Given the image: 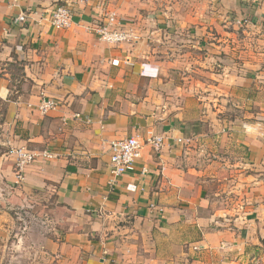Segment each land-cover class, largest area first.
Returning <instances> with one entry per match:
<instances>
[{
  "label": "crops",
  "instance_id": "obj_1",
  "mask_svg": "<svg viewBox=\"0 0 264 264\" xmlns=\"http://www.w3.org/2000/svg\"><path fill=\"white\" fill-rule=\"evenodd\" d=\"M150 135L113 176L110 143ZM14 147L52 157L17 182ZM50 186L68 217L30 264H264V0H0L1 244Z\"/></svg>",
  "mask_w": 264,
  "mask_h": 264
},
{
  "label": "rangeland",
  "instance_id": "obj_2",
  "mask_svg": "<svg viewBox=\"0 0 264 264\" xmlns=\"http://www.w3.org/2000/svg\"><path fill=\"white\" fill-rule=\"evenodd\" d=\"M9 208L7 217L11 219V227L6 234L10 240L7 244L0 243V264H30L34 258L41 260L32 245L38 246L45 237L56 239L57 222L68 217L56 200L54 188L36 190L23 196L19 204H9ZM16 233L21 238L17 244L12 241ZM19 253L22 257L17 258Z\"/></svg>",
  "mask_w": 264,
  "mask_h": 264
},
{
  "label": "built area",
  "instance_id": "obj_3",
  "mask_svg": "<svg viewBox=\"0 0 264 264\" xmlns=\"http://www.w3.org/2000/svg\"><path fill=\"white\" fill-rule=\"evenodd\" d=\"M72 12L66 5H57L50 12V24L56 29L67 28L72 23ZM239 22V21H238ZM92 31L101 40L110 44H119L129 40V34L120 25V20L113 14L105 16V20L92 27ZM54 106V102L47 100L42 101L39 109L45 111ZM163 142L160 135H150L144 141H140L136 136H127L110 143L109 171L117 177L134 169V162L140 155V148L144 143H148L154 150H158ZM9 153L15 158V177L17 182L23 180L22 171L25 165L38 158H51L49 151L34 152L25 147L9 148ZM143 168L141 173H145Z\"/></svg>",
  "mask_w": 264,
  "mask_h": 264
}]
</instances>
